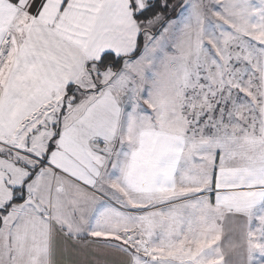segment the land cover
<instances>
[{
  "label": "snow or ice",
  "instance_id": "1",
  "mask_svg": "<svg viewBox=\"0 0 264 264\" xmlns=\"http://www.w3.org/2000/svg\"><path fill=\"white\" fill-rule=\"evenodd\" d=\"M0 264H264V0H0Z\"/></svg>",
  "mask_w": 264,
  "mask_h": 264
}]
</instances>
